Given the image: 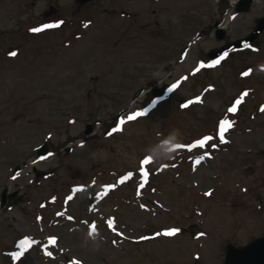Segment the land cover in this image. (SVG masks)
Instances as JSON below:
<instances>
[{
    "label": "rangeland",
    "instance_id": "obj_1",
    "mask_svg": "<svg viewBox=\"0 0 264 264\" xmlns=\"http://www.w3.org/2000/svg\"><path fill=\"white\" fill-rule=\"evenodd\" d=\"M234 2L0 0V191L24 195L0 206V264H222L226 243L263 233L264 30L205 56L264 16L253 0L229 17ZM172 130L185 147L154 162L146 149Z\"/></svg>",
    "mask_w": 264,
    "mask_h": 264
},
{
    "label": "water",
    "instance_id": "obj_2",
    "mask_svg": "<svg viewBox=\"0 0 264 264\" xmlns=\"http://www.w3.org/2000/svg\"><path fill=\"white\" fill-rule=\"evenodd\" d=\"M91 1L94 0H76L78 4H85ZM250 3L251 0H239L236 3L234 10L230 14V16H233L239 12L247 11L250 7ZM56 11L57 10L51 6L48 8L47 11L43 13V16L47 17L49 15H53L56 13ZM262 30H264V16H262L257 20L255 27L245 37L227 42L219 48L210 50L205 55H207L211 63H213V61H217L218 59L222 58L226 52L232 49H238L248 45V43L253 41ZM221 32L222 31L220 29H217L216 38L218 39L221 38ZM173 85L174 84H165L160 88H153L151 90V95L156 100L162 99L173 87ZM90 132H91V125L87 124L84 130V134H89ZM47 153H48L47 142H44L37 149L36 156L38 158H41L46 156ZM18 170L19 167L16 166L13 170V173H16ZM37 174L40 175V172H38ZM3 192H5V190ZM3 203H4V197L2 196V202L0 203V206H2ZM222 264H264V230L259 237L252 239L251 241H249L244 245L236 246L230 242L226 243Z\"/></svg>",
    "mask_w": 264,
    "mask_h": 264
},
{
    "label": "clouds",
    "instance_id": "obj_3",
    "mask_svg": "<svg viewBox=\"0 0 264 264\" xmlns=\"http://www.w3.org/2000/svg\"><path fill=\"white\" fill-rule=\"evenodd\" d=\"M182 136L177 130L169 131L158 140L156 144L146 149V155L154 162L171 160L177 150V145L182 143Z\"/></svg>",
    "mask_w": 264,
    "mask_h": 264
},
{
    "label": "snow or ice",
    "instance_id": "obj_4",
    "mask_svg": "<svg viewBox=\"0 0 264 264\" xmlns=\"http://www.w3.org/2000/svg\"><path fill=\"white\" fill-rule=\"evenodd\" d=\"M43 27H45V28H48V27H52V25H44ZM30 31H32V32H38V31H40V29L39 28H33V29H30ZM246 47H247V45H246ZM215 63H218V61H213V64H215ZM250 71V70H249ZM242 75H248V72H244V73H242ZM197 99L199 100V97H197ZM237 103H239V100H237ZM236 110V105L235 104H233L231 107H229V109H228V111L229 112H234ZM143 113H133V116H130L129 117V119H132L134 116H139V115H142ZM228 125L229 127L231 126L229 123H228V121H226V120H223V119H221L220 121H219V126H220V133H221V135H220V142L221 143H225L226 141L224 140V138H223V132L226 130L225 129V125ZM211 138L210 137H208V136H205L204 138H203V140H197V141H195V143L196 144H199V145H201V146H203V143H204V141H206V140H210ZM177 148H180V147H185V145H181V144H179V145H177L176 146ZM188 147H191V145H188ZM204 157L203 156H201V157H199V159L197 160V163L199 162V160H202ZM147 160H148V157H145L144 158V161H142V163H145V162H147ZM141 173H142V175H146L144 172H143V169H141ZM128 175L129 176H131L132 175V173L131 172H129L128 173ZM208 193H206V195H207ZM142 207H143V205H142ZM57 215H61L60 213H57ZM39 219V218H38ZM109 227H111L112 226V221L111 220H109ZM178 231V229H176V228H172V229H169V230H166L164 233H163V235H165V236H172V235H174L176 232ZM141 239H146V237H141ZM25 240H27V237H25ZM24 241H21V243H23ZM17 254L16 253H13V256H16Z\"/></svg>",
    "mask_w": 264,
    "mask_h": 264
},
{
    "label": "flooded vegetation",
    "instance_id": "obj_5",
    "mask_svg": "<svg viewBox=\"0 0 264 264\" xmlns=\"http://www.w3.org/2000/svg\"><path fill=\"white\" fill-rule=\"evenodd\" d=\"M33 162L35 163V162H37V161L34 160ZM23 168H24V165H23V163H22V169H23ZM27 173H28V175H32V177H33L32 182H36V180H37L38 178H35V175H34L35 171L32 170V168H31L30 170L27 171ZM16 175H18V174H16ZM18 189H19V190H18ZM16 190H17V192H18L17 194L12 195L11 197H8V195H6V202H7V203L10 202L9 200H11V199H13V200H19V201H18L19 203H20L21 200L24 199V195L20 193V188L18 187V188H16ZM4 196H5V194H4Z\"/></svg>",
    "mask_w": 264,
    "mask_h": 264
}]
</instances>
